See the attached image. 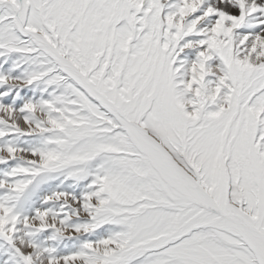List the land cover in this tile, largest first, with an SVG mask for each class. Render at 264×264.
I'll return each mask as SVG.
<instances>
[{"label":"snow or ice","instance_id":"1","mask_svg":"<svg viewBox=\"0 0 264 264\" xmlns=\"http://www.w3.org/2000/svg\"><path fill=\"white\" fill-rule=\"evenodd\" d=\"M0 264H264V0H0Z\"/></svg>","mask_w":264,"mask_h":264}]
</instances>
